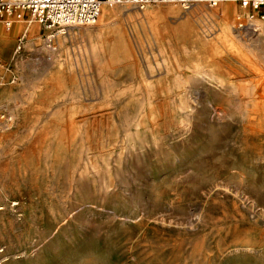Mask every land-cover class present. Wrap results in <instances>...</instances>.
Instances as JSON below:
<instances>
[{
  "label": "rangeland",
  "instance_id": "1",
  "mask_svg": "<svg viewBox=\"0 0 264 264\" xmlns=\"http://www.w3.org/2000/svg\"><path fill=\"white\" fill-rule=\"evenodd\" d=\"M116 6L0 23V264H264V21Z\"/></svg>",
  "mask_w": 264,
  "mask_h": 264
},
{
  "label": "built area",
  "instance_id": "2",
  "mask_svg": "<svg viewBox=\"0 0 264 264\" xmlns=\"http://www.w3.org/2000/svg\"><path fill=\"white\" fill-rule=\"evenodd\" d=\"M224 1L234 2L246 12L251 22L264 21V0H0V23L9 30L16 21L37 22L51 40L67 27L94 23L103 4H129L140 9L155 4H173L188 10L199 4L215 7ZM24 42L25 35L18 38L16 52L22 50Z\"/></svg>",
  "mask_w": 264,
  "mask_h": 264
},
{
  "label": "bare ground",
  "instance_id": "3",
  "mask_svg": "<svg viewBox=\"0 0 264 264\" xmlns=\"http://www.w3.org/2000/svg\"><path fill=\"white\" fill-rule=\"evenodd\" d=\"M222 4L223 3L218 4L217 6H215V8H218ZM127 6H130V7H133V8L136 7V6L129 5V4H121L118 7H124V8L126 7L127 8ZM136 8H138V7H136ZM113 9L114 8L112 6L107 5V4H103V6L101 8L100 15H99L98 19L94 22L95 24H97V26L99 27V29L108 20H110L113 17V15H114ZM258 22L261 23V21L255 20V21L251 22V24H246V25L245 24H239L238 27L241 30L242 29L243 30H249V31H251L250 33H259L260 32V24H257ZM94 23H92V24H94ZM262 23H264V22H262ZM92 24H90V25H92ZM72 27H83V26H70V27H67V28H65V30H62L60 32L63 33L66 30H68L69 28H72ZM259 44H263L264 45V34H263V37L261 38V40H259ZM228 47H232V45L231 46L229 45ZM254 91H255V88H253V87L249 88V92L250 93H254ZM256 105L257 104H256L255 101H249V102H247L245 104V106H248V107H251V106L254 107ZM215 111H218V110H215ZM245 119H246V130L248 131L249 135L254 136V137H262L264 139V114L263 115L247 114L245 116Z\"/></svg>",
  "mask_w": 264,
  "mask_h": 264
},
{
  "label": "crops",
  "instance_id": "4",
  "mask_svg": "<svg viewBox=\"0 0 264 264\" xmlns=\"http://www.w3.org/2000/svg\"><path fill=\"white\" fill-rule=\"evenodd\" d=\"M231 3H234V2H227V3H223V4H231ZM249 35H251L250 37L254 38L255 36H258L259 34H256V33H250L249 32ZM254 36V37H253ZM253 41H255V39H253ZM252 44H255L254 42ZM255 49L257 48L256 47V44H255Z\"/></svg>",
  "mask_w": 264,
  "mask_h": 264
}]
</instances>
